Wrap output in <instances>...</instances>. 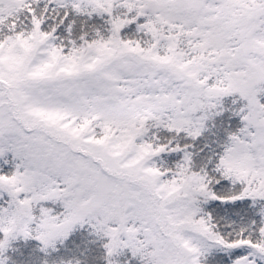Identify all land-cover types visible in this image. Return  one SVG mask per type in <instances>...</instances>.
Returning <instances> with one entry per match:
<instances>
[{"label": "snow or ice", "instance_id": "snow-or-ice-1", "mask_svg": "<svg viewBox=\"0 0 264 264\" xmlns=\"http://www.w3.org/2000/svg\"><path fill=\"white\" fill-rule=\"evenodd\" d=\"M258 94L264 0H0V264H264Z\"/></svg>", "mask_w": 264, "mask_h": 264}, {"label": "trees", "instance_id": "trees-1", "mask_svg": "<svg viewBox=\"0 0 264 264\" xmlns=\"http://www.w3.org/2000/svg\"><path fill=\"white\" fill-rule=\"evenodd\" d=\"M227 99L230 102L231 98H227ZM259 99L261 100L262 103H264V95H261ZM232 121H234V123H232V128H231L232 131H235L237 128L242 126L240 121H239V117H233Z\"/></svg>", "mask_w": 264, "mask_h": 264}, {"label": "rangeland", "instance_id": "rangeland-1", "mask_svg": "<svg viewBox=\"0 0 264 264\" xmlns=\"http://www.w3.org/2000/svg\"><path fill=\"white\" fill-rule=\"evenodd\" d=\"M261 95H264V94H258V98H259ZM49 204H50V202H49ZM53 207H55V206H53Z\"/></svg>", "mask_w": 264, "mask_h": 264}]
</instances>
